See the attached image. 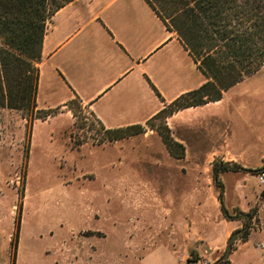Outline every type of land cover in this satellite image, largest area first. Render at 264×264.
Here are the masks:
<instances>
[{
	"label": "rangeland",
	"instance_id": "1",
	"mask_svg": "<svg viewBox=\"0 0 264 264\" xmlns=\"http://www.w3.org/2000/svg\"><path fill=\"white\" fill-rule=\"evenodd\" d=\"M67 106L37 109L31 134L21 112L0 114V264H214L247 228L252 244L239 234L221 264H264V62L220 101L117 143Z\"/></svg>",
	"mask_w": 264,
	"mask_h": 264
},
{
	"label": "crops",
	"instance_id": "2",
	"mask_svg": "<svg viewBox=\"0 0 264 264\" xmlns=\"http://www.w3.org/2000/svg\"><path fill=\"white\" fill-rule=\"evenodd\" d=\"M38 68V110H68L76 98L105 130L144 127L204 82L178 36L144 0L66 4L47 24ZM252 242L253 235L243 245Z\"/></svg>",
	"mask_w": 264,
	"mask_h": 264
},
{
	"label": "trees",
	"instance_id": "3",
	"mask_svg": "<svg viewBox=\"0 0 264 264\" xmlns=\"http://www.w3.org/2000/svg\"><path fill=\"white\" fill-rule=\"evenodd\" d=\"M72 1L0 0V114L5 109L21 112L29 123L30 134L32 122L40 119L36 103L39 78L37 65L41 60L46 27L52 16ZM144 1L166 29L178 36L205 78L197 89L179 96L151 120L160 115L169 117L182 109L218 102L223 93L262 67L264 0ZM99 127L109 142L143 132L141 126L114 130H105L101 125ZM158 134L170 155L176 157L171 146L182 148V145L163 132L158 131ZM81 144L77 143L78 146ZM29 147L30 140L24 150L25 164ZM228 171V164L215 165L214 182L219 183V173ZM263 172L264 169L261 170ZM220 204L225 215L223 203ZM241 234L242 240L247 241L249 229L243 230Z\"/></svg>",
	"mask_w": 264,
	"mask_h": 264
},
{
	"label": "water",
	"instance_id": "4",
	"mask_svg": "<svg viewBox=\"0 0 264 264\" xmlns=\"http://www.w3.org/2000/svg\"><path fill=\"white\" fill-rule=\"evenodd\" d=\"M220 201H221V200H220ZM225 215L228 216L227 213H225ZM240 217L245 218V219L248 221V224H249V222H250V217H249L248 215H246V214H241ZM247 226H248V225H247ZM247 226H246V228H247ZM242 231H243V229H240V230L234 232V233L230 236V238H229L228 241H227V245H226L225 253H224L223 256H222L218 261H216L214 264H221V263H222V262H223V261L229 256L233 241L238 237L239 234H241Z\"/></svg>",
	"mask_w": 264,
	"mask_h": 264
},
{
	"label": "built area",
	"instance_id": "5",
	"mask_svg": "<svg viewBox=\"0 0 264 264\" xmlns=\"http://www.w3.org/2000/svg\"><path fill=\"white\" fill-rule=\"evenodd\" d=\"M259 181L261 184H264V172L259 174Z\"/></svg>",
	"mask_w": 264,
	"mask_h": 264
}]
</instances>
